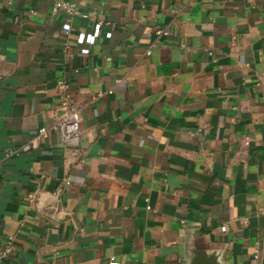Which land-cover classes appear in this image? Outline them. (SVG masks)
<instances>
[{"label": "crops", "instance_id": "0c3cea01", "mask_svg": "<svg viewBox=\"0 0 264 264\" xmlns=\"http://www.w3.org/2000/svg\"><path fill=\"white\" fill-rule=\"evenodd\" d=\"M73 1L0 0L1 264H264V0Z\"/></svg>", "mask_w": 264, "mask_h": 264}, {"label": "built area", "instance_id": "2783aa9c", "mask_svg": "<svg viewBox=\"0 0 264 264\" xmlns=\"http://www.w3.org/2000/svg\"><path fill=\"white\" fill-rule=\"evenodd\" d=\"M53 10L54 11H62L67 16H73L78 13L77 6L75 1L73 0H54L53 3ZM82 16H86L83 14ZM101 26V22L98 21L95 25V29ZM62 32L65 36H68L71 32V25L68 20L64 21L61 26ZM157 33H164L167 32L163 30H158ZM95 33H91V36L94 37ZM149 52V51H148ZM67 82L64 80L57 81V88L66 91L67 90ZM70 94L65 92L62 96V108L64 110L63 115L61 116L59 122L56 124V128L59 129L61 134V139L64 144L75 143L79 139L80 136V122H81V115L80 110L72 105L70 102ZM47 133L46 128H39L38 135L44 136ZM28 201L32 202L36 199V195L34 193H29L27 196ZM11 239V237L9 238ZM12 250L11 243H9L2 251H0V264L2 263L3 259H5ZM254 258L257 259L258 255L255 254ZM109 264H119V262L111 258ZM257 264H261L260 261Z\"/></svg>", "mask_w": 264, "mask_h": 264}]
</instances>
